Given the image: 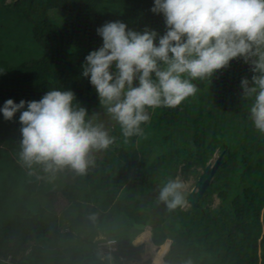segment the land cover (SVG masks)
Segmentation results:
<instances>
[{
    "label": "trees",
    "instance_id": "1",
    "mask_svg": "<svg viewBox=\"0 0 264 264\" xmlns=\"http://www.w3.org/2000/svg\"><path fill=\"white\" fill-rule=\"evenodd\" d=\"M5 1L0 106L9 98L38 100L51 88H70L74 103L88 112L98 96L80 72L85 55L102 42L96 27L120 19L140 28L152 4ZM164 30L159 14L158 32ZM244 76H251L248 66L234 59L222 73L195 80L198 91L177 107L147 109L151 118L140 135L124 137L112 119L113 142L71 181L61 172L45 173L42 165H24L19 112L13 120L0 114V264H112L108 253L103 260L98 255L99 235L116 240V254L138 264L143 249L133 240L147 229L154 245L164 243L158 260L168 247L164 264H264V134L248 118ZM216 149L223 152L222 164L197 204L169 210L158 198L160 188L169 178L197 174ZM52 189L69 204L59 212L45 203Z\"/></svg>",
    "mask_w": 264,
    "mask_h": 264
},
{
    "label": "clouds",
    "instance_id": "2",
    "mask_svg": "<svg viewBox=\"0 0 264 264\" xmlns=\"http://www.w3.org/2000/svg\"><path fill=\"white\" fill-rule=\"evenodd\" d=\"M149 11L162 14V34L148 25L137 30L108 20L96 27L102 42L81 66L80 75L123 136L142 134L141 125L151 118L147 109L177 107L198 91L195 80L222 73L234 59L251 73L240 79L241 96L251 101L248 118L264 134V0H152ZM75 101L74 90L51 88L38 100L9 98L0 106L5 120L19 112V155L28 168L42 165L53 177L65 167L83 174L93 163L89 153L113 142L103 124ZM187 187L182 178H169L158 198L169 210L183 207Z\"/></svg>",
    "mask_w": 264,
    "mask_h": 264
},
{
    "label": "rangeland",
    "instance_id": "3",
    "mask_svg": "<svg viewBox=\"0 0 264 264\" xmlns=\"http://www.w3.org/2000/svg\"><path fill=\"white\" fill-rule=\"evenodd\" d=\"M9 0H6L5 2H8ZM59 12V11H58ZM148 17L147 20L142 23V26L140 28L136 27L137 30L142 29L145 25L150 26L153 29H156L157 31H159V14H153L152 12H150L148 10L147 12ZM152 14V15H151ZM131 16V15H129ZM0 19H3V17L0 15ZM33 54H35V49L32 48ZM89 116L93 117V120L95 123H101L103 124L104 128L110 132V127L112 128L113 126L117 125V123L115 121L112 120V117L110 116V114L107 113L105 107L103 105H101L99 103L98 100V105L96 107H94L92 110H90L88 112ZM109 126V127H108ZM104 153V149L101 150H92L89 155L92 158V160H94V157H101ZM219 150L216 149L212 155V157L208 160L210 162H213L217 156L219 155ZM204 167H197V174H190L188 176V178L184 179L182 176L178 175L177 177L182 178L183 180L186 181V183L188 184V187L185 189L186 194L188 195V193L193 189L195 182L198 178V175L203 171ZM63 174V180L64 181H71L73 180V178L75 177V175L77 174V172L73 169H71L70 167H65L63 170L58 171L56 174H59V176ZM55 174V175H56ZM51 201L54 205V207L56 208L57 212L61 211L62 209L66 208L69 204L67 202V200L65 199V197L61 194H59V192L55 191V189H52L51 191H49L48 195H45V203H47L48 201ZM218 202L217 197L214 196V202L213 205L216 204ZM189 205L187 203H185V205L181 208H187ZM148 228V227H147ZM148 230V234H147V238L148 240L153 244L152 240H151V231L149 229ZM145 230V231H147ZM138 237V236H137ZM136 237V238H137ZM133 240V244L134 245H141L143 252L141 254V259L138 262V264H140L141 262H143L144 260H150V264H164L163 263V256L166 253V251L168 250V247L166 248V251H164L162 253L159 263L158 260V253H159V247L160 246H156V245H152L151 247H149V243L147 245L146 241H142L136 244L135 239ZM97 247H98V251L99 253H102L103 255H105V252H107V250L105 249L106 243L111 240V238H105L102 235L97 236ZM144 240V239H143ZM116 250L117 248L113 247L112 249V253H114L113 255H115L114 257H112L111 255V263L112 264H133L132 262H128L127 260H125L124 256L122 254H116ZM116 257V259H115Z\"/></svg>",
    "mask_w": 264,
    "mask_h": 264
},
{
    "label": "water",
    "instance_id": "4",
    "mask_svg": "<svg viewBox=\"0 0 264 264\" xmlns=\"http://www.w3.org/2000/svg\"><path fill=\"white\" fill-rule=\"evenodd\" d=\"M223 152H221L213 162H208L202 173L198 176L193 189L185 197V201L189 206H195L197 201L202 197L203 192L209 185L215 171L222 164Z\"/></svg>",
    "mask_w": 264,
    "mask_h": 264
},
{
    "label": "built area",
    "instance_id": "5",
    "mask_svg": "<svg viewBox=\"0 0 264 264\" xmlns=\"http://www.w3.org/2000/svg\"><path fill=\"white\" fill-rule=\"evenodd\" d=\"M113 247L117 248V242L116 240L111 239L106 243L105 249L107 250V252H105V254L108 253V256L111 257Z\"/></svg>",
    "mask_w": 264,
    "mask_h": 264
},
{
    "label": "bare ground",
    "instance_id": "6",
    "mask_svg": "<svg viewBox=\"0 0 264 264\" xmlns=\"http://www.w3.org/2000/svg\"><path fill=\"white\" fill-rule=\"evenodd\" d=\"M209 162V161H208ZM207 162V163H208ZM206 163V164H207ZM205 167V166H204ZM204 169V168H203ZM202 173V172H201ZM200 173V174H201ZM199 174V175H200ZM198 175V176H199ZM213 178V177H212ZM198 179V178H197ZM208 187V186H207ZM147 234H148V230L147 231H143L142 233H140L139 235H138V237L135 239V242H136V244L137 243H139V242H142V241H146L147 243H151L149 240H148V238H147ZM144 239V240H143Z\"/></svg>",
    "mask_w": 264,
    "mask_h": 264
},
{
    "label": "crops",
    "instance_id": "7",
    "mask_svg": "<svg viewBox=\"0 0 264 264\" xmlns=\"http://www.w3.org/2000/svg\"><path fill=\"white\" fill-rule=\"evenodd\" d=\"M164 244V243H163ZM162 245V244H161ZM160 246V245H159Z\"/></svg>",
    "mask_w": 264,
    "mask_h": 264
}]
</instances>
